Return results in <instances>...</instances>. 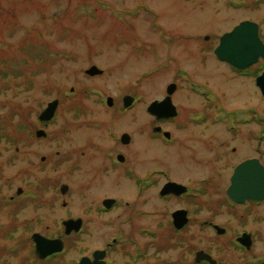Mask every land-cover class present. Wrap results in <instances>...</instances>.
<instances>
[{
  "label": "rangeland",
  "instance_id": "1",
  "mask_svg": "<svg viewBox=\"0 0 264 264\" xmlns=\"http://www.w3.org/2000/svg\"><path fill=\"white\" fill-rule=\"evenodd\" d=\"M215 1L216 5L213 0H0V133L7 134L0 139V246L12 248L19 240L21 249L16 256L3 253L0 261L7 257L10 264L24 263L33 257V233L58 237L68 212L73 218L79 214L82 203L75 181L66 175L69 165L61 157L62 152L71 156L79 134L103 128L135 134L144 139L139 142L142 158L163 165L175 177L198 173L188 165L195 157L208 161L218 156L222 159L215 161L218 171L229 176L240 159L255 155L254 144L240 145L251 126L241 127L245 136L234 142L223 144L225 138L220 136L223 150L209 152L197 146L191 152L189 147L194 144L191 135L209 129L188 120L194 99L188 88L193 84L211 91V100H221L223 113L254 106L264 117L262 93L254 92L249 80L236 77L214 54L219 38L246 14L231 7L222 10ZM163 33L175 41L167 43ZM206 34L211 35L208 42L203 40ZM92 65L103 74L86 75ZM4 71L11 74L4 77ZM12 72L20 75L14 77ZM171 83L183 89L173 97L182 116L165 128L181 141L162 148L141 128L148 121L149 104L164 99ZM128 95L134 101L126 109L123 99ZM108 97L113 98L112 106L106 104ZM57 98L56 116L45 125L38 116ZM196 102L193 105L199 109L207 103L201 97ZM22 123L26 127L20 129ZM213 128L217 135L225 134L222 125ZM39 129L47 136L36 137ZM15 135L18 143L9 142ZM237 145L243 149L233 152ZM223 182L213 191H225L229 181ZM63 184L71 185L66 195L60 192ZM103 187L102 192L118 190L112 183ZM20 188L23 192L18 195ZM11 196L17 205L10 202ZM258 214L253 226L264 225V206ZM11 225L18 228L7 229ZM205 240V234L198 235L196 243L204 246ZM65 245V254L47 264L76 263V236L65 239ZM172 252V258L180 256Z\"/></svg>",
  "mask_w": 264,
  "mask_h": 264
},
{
  "label": "flooded vegetation",
  "instance_id": "2",
  "mask_svg": "<svg viewBox=\"0 0 264 264\" xmlns=\"http://www.w3.org/2000/svg\"><path fill=\"white\" fill-rule=\"evenodd\" d=\"M218 2L222 10L231 7L246 14L223 35L243 22H251L258 26V37L264 44V0ZM163 35L167 43L175 41L174 36L171 40L167 34ZM210 36L204 35L203 40L208 42ZM219 61L236 77L249 80L254 92H261L258 78L264 74L263 56L246 69H236L226 61ZM175 84L177 88L172 100L176 93L183 90ZM201 86L193 84L188 90L194 98L193 104L196 105L197 97L207 103L202 109L192 104L188 120L193 125L207 124L209 129H199L191 135L192 142L197 143L194 146L190 142L191 152L197 146H203L209 152L219 151L222 149L219 138H225L223 144L237 141L245 136L241 127L251 126L254 128L247 130L246 139L240 145L250 147V143L254 144L255 155L240 159L231 167L233 171L229 176L226 171H218L215 161L222 160L218 156L208 161L202 156L199 159L195 157L188 165L192 170L198 169V173L193 172V177H175L163 165L157 166L142 158L139 142L144 139L135 134L115 133L112 128L79 134L78 146L72 150L71 156L62 152L61 157L66 159L63 164L69 165L66 175L70 181H75L76 195L82 203L79 214L73 218L68 212L66 220L75 219L80 226L78 231L66 234L63 225L66 220L63 219L62 234L55 237L62 238L65 244V239L76 236L79 256L75 264H82L84 258H88L90 264H264V225L252 224L257 222L258 209L264 206V200H240L239 197L247 193L245 190L250 188V184H257L258 187L264 181L261 178V168L264 169V117L254 106L246 111L223 113L224 107L218 104L221 100L218 103L211 100V91H205ZM176 108L178 113L174 118H158L147 112L149 118L141 131L157 146L164 148L180 143V136L165 128V124L174 123L182 116L181 109ZM214 125H222L225 134L219 132L221 135H217ZM261 125L263 128H260ZM125 134H129V138H124ZM240 145L234 146L232 151L243 149ZM245 163L249 164L240 175V188L237 193L231 194L236 170ZM227 179L229 184L225 191H213V186ZM109 183L116 185L118 190L102 192L103 186ZM169 183H176L182 188H178V192L164 193ZM63 186L68 187L65 194L61 192ZM70 186L63 184L61 194L66 195ZM234 197L240 201H235ZM10 202L18 204L13 196ZM172 204L178 206L167 211L166 207ZM64 206L68 209L66 202ZM261 219L264 221V214H261ZM16 228L17 225L7 227ZM203 234L206 235L204 246L198 241L196 243L198 235ZM12 236L15 237L14 233ZM15 241L16 247L0 246V255L5 253L10 257L19 254V240ZM31 242L33 257L25 259L24 263L18 261L14 264H47L64 255L63 252L55 253L41 259L36 255L33 239ZM260 244L263 247L261 251ZM172 251L180 256L172 258ZM7 257L0 264H10Z\"/></svg>",
  "mask_w": 264,
  "mask_h": 264
},
{
  "label": "water",
  "instance_id": "3",
  "mask_svg": "<svg viewBox=\"0 0 264 264\" xmlns=\"http://www.w3.org/2000/svg\"><path fill=\"white\" fill-rule=\"evenodd\" d=\"M258 26L251 22H243L236 26L231 32H228L221 36L220 43L215 49V55L221 61H226L231 66L236 69H246L256 63L259 57H264V44L258 37ZM97 76L103 74V70L93 65L86 69V75ZM258 85L261 88V92L264 96V74L258 78ZM177 85L175 83L170 84L167 87V95L162 101H154L149 105L148 112L156 115L158 118H174L177 116V108L173 103L172 96L176 91ZM124 105L126 108L132 105L134 98L131 96H125ZM58 98L48 104L41 114L39 115V120L42 122L51 121L57 112L59 106ZM107 104L109 106L113 105V98H107ZM38 137H45L47 133L45 130L40 129L36 132ZM124 138H129V134H125ZM45 159V158H43ZM249 163H245L236 170V174L233 177V185L230 189V193H237L240 188V175L243 168ZM262 174L261 178L264 179V169L261 168ZM178 188H182L181 185L176 183H169L165 186V192H178ZM68 190L67 186L61 188V192L65 194ZM247 193L244 196H239L240 200H246L247 198L253 200H264V181L260 182L259 186L257 184H250V188L245 190ZM22 189H18L17 193L21 194ZM235 201H240L238 198L234 197ZM65 226V233L71 234L79 230L80 222L75 219H69L63 221ZM33 241L36 244V255L44 259L54 253H59L64 249V242L61 238H47L41 233H33ZM82 264H90L88 258H84Z\"/></svg>",
  "mask_w": 264,
  "mask_h": 264
},
{
  "label": "trees",
  "instance_id": "4",
  "mask_svg": "<svg viewBox=\"0 0 264 264\" xmlns=\"http://www.w3.org/2000/svg\"><path fill=\"white\" fill-rule=\"evenodd\" d=\"M36 49H42V48H36ZM11 73H5V71L3 72V75H4V77H8L9 75H10ZM12 74L14 75V77H15V74L16 75H20V73L19 72H12ZM21 126V128L20 129H23V128H25L26 126H25V124H23L22 123V125H20ZM16 132H17V130H16ZM3 136H5V137H7V134H4ZM2 136V134L0 133V139H1V137H3ZM10 140H9V142H11V143H18V141H16L17 139H18V137H17V135H15L13 138H9Z\"/></svg>",
  "mask_w": 264,
  "mask_h": 264
}]
</instances>
